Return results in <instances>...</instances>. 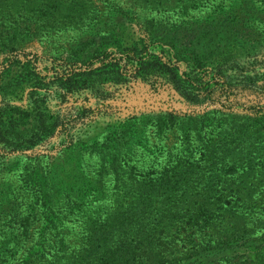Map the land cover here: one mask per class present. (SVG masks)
<instances>
[{
  "label": "trees",
  "instance_id": "trees-1",
  "mask_svg": "<svg viewBox=\"0 0 264 264\" xmlns=\"http://www.w3.org/2000/svg\"><path fill=\"white\" fill-rule=\"evenodd\" d=\"M57 1L59 0H53L57 6L61 1L68 4L64 7L67 13L65 15L67 24L72 25L75 20L86 19L88 10L75 9V0ZM162 1L168 0H145L158 5ZM48 2L51 0H0L1 18L9 19L8 21L12 23L11 29L7 25L3 29L7 32L13 29V33L16 34L17 32L14 31L20 29L18 25L21 21L30 22L35 18L36 10L29 9V5L38 3L43 6V3ZM258 2L257 5L264 12V0H258ZM174 3L175 6L196 9L200 7L201 0H174ZM56 5L49 13V23L54 21L55 13L60 14L57 10L61 7L57 8ZM41 13L43 14V10ZM123 13L125 14L124 11ZM19 15H22L21 21H18ZM226 18L223 15L220 26L227 22ZM128 21L130 23L116 22L114 29L107 31L99 38L97 35H92L94 36L92 40L77 43L86 49L88 57L107 51L114 53V57L109 56L107 60L96 57L98 61L94 57L83 63V71L76 74L64 71L67 69V63L63 65L58 63L57 68L49 70L44 61L35 59L34 66H31L27 64L29 61L26 57L18 59V55L15 54L20 46L3 43L4 37L0 39V49L8 48L0 57V169L5 167L3 163L6 157L12 154L10 151L22 152L25 144L26 147H30L40 143L39 148L47 153L69 149L81 154L84 150L85 152L93 150L101 155L102 163L98 174L111 175L114 188H124L126 192L135 191L136 202L132 207L129 205L126 209L120 210L117 218L111 221L92 218L85 224L86 241L89 242L85 250L88 248V256L99 260L97 263L91 262L92 264H157L163 259L165 261L160 262L161 264H215V261L218 263L222 260L228 264L234 263L233 260L237 256L223 253L235 246L237 241H241L242 236L234 231L232 233L223 231L220 236L209 232L199 233V241L192 242V246L185 255H176L169 259L164 254V258L162 257L159 252L167 247L165 240L167 234L162 220L169 215L174 205L167 202V191L181 189V183L189 186L194 179L201 184L207 175H201V170L195 166L194 161L182 159L171 168L165 169L156 181L137 182L134 181L133 175L123 178L121 174L125 169L121 161L125 157V152L119 139L107 137L111 141L106 139L102 143L95 142L91 140L92 138L84 139V136H88L96 127L100 109L95 110L91 105H85L80 97L83 91L85 92L83 99H86V95L94 97L103 106V100L107 99L103 94L111 97L114 95L116 89H111L112 84L127 83L129 86L132 82H136L135 85L142 82L149 84V88H153L156 93L166 88L182 101L190 105L198 104L205 109V112H208L212 106L214 111L223 110L226 122L221 124L223 126L220 132L225 133L224 136H230L240 152L263 151L264 147L257 148L254 145L255 142H251L252 137L249 134L251 131L248 127L264 123V47L262 45L260 50L262 71L257 70V66L253 65V68L248 67L249 72L246 75L239 76L234 73V70L238 71L244 65H251L248 61L249 57L244 54L243 59L239 60L240 57H236V51L233 53L232 50H228L226 54H223L224 48L230 39L237 45L243 41L244 47L247 43L250 45L253 38L245 39L241 32L240 39L237 40L236 29H233L230 35L226 33L225 36L217 37L215 33L208 31L212 27L208 20H202L198 24L197 19L193 22L186 20L180 25L174 24L167 27L161 21L151 19L145 21L149 24L147 30H144L148 33L149 43L139 46L144 33L141 32L139 22L135 23L138 18L132 16V19ZM233 22L231 21L232 24ZM195 23L196 27L193 31L195 34L190 35L186 32L180 36L178 26L187 25L188 28ZM140 33L141 39L138 38ZM186 37H188L187 40ZM215 41H218L219 45L213 47L211 43ZM203 44L206 46L204 53L208 56L218 52L215 65L211 61L207 62L206 57L199 53L198 46ZM73 51L82 50L74 49ZM237 51L241 50L237 49ZM22 53L29 55L24 53V50ZM118 70L121 72L128 70L129 73H119ZM115 75H118L117 79ZM106 79L111 80V85L103 84ZM55 97L60 99L52 105V99ZM172 112L164 115V119L158 120L159 130L163 129L167 120L177 116L176 111ZM243 116L246 117L245 121L237 120ZM195 119L193 113L187 112V118L182 122L180 131L185 142L191 139L192 130L196 138L201 140L202 127ZM23 120L26 121L23 122ZM189 120H192L191 124L188 123ZM185 126L188 127L185 128ZM202 142L203 155L211 158L210 164H213V159L219 155V151L224 153L229 147L227 142L223 143V139L215 143H211V140ZM245 143L250 150L244 148ZM33 161L36 164L37 160ZM33 165L26 163L21 172L22 182L25 185L21 186L22 194L30 195L29 204H22L18 201L20 195L13 196L11 193L7 194L6 203L3 204L4 200L0 201V264L16 258L18 251L15 250V246L25 242L38 213L41 216V227L36 233L35 241L20 259L21 264H56L58 262L57 254L54 253V259L49 254L47 247L50 246L47 241L49 232L53 231L59 237L56 240L59 250L64 251L66 247L59 231L63 221L56 208L58 204H63L64 200L68 202V196L56 197L53 187L48 184L43 168ZM215 179L217 178L209 177L202 187L213 185ZM152 192L156 193L155 198H152ZM122 195L121 192L118 194L117 201ZM175 213L173 210L171 215ZM174 222L170 223L174 224ZM126 224H128L127 228ZM261 226L264 229V221ZM109 229L111 233L108 232ZM261 239L264 243V230ZM99 249L102 251L99 252ZM208 252L212 253L208 254ZM75 253L77 252L72 250L69 255L73 256ZM217 253H221L218 259L214 261L210 258L211 256L215 258ZM255 258L261 260L260 257ZM249 262L255 261L250 259ZM66 264H86L85 257L82 255L79 258L77 254L75 263Z\"/></svg>",
  "mask_w": 264,
  "mask_h": 264
},
{
  "label": "rangeland",
  "instance_id": "rangeland-1",
  "mask_svg": "<svg viewBox=\"0 0 264 264\" xmlns=\"http://www.w3.org/2000/svg\"><path fill=\"white\" fill-rule=\"evenodd\" d=\"M75 1L76 5L72 4L75 5V9L88 10L86 19L83 21L75 20L72 25L65 22L67 13L64 7L68 4L64 1H61L58 6L53 3V0L43 3V6L38 3L31 4L28 8L36 10L35 18L30 22H22L20 18L22 15H19L18 21L21 23L18 25L20 29L14 31L17 32L16 34L13 33V29L11 32L3 29L5 25L11 29L12 23L8 21L9 19L3 20L0 15V39L4 37L3 43L20 46L15 54L18 55V59L26 57L29 62L25 63L31 66H34L35 59L44 61L49 70L57 68L58 63L61 65L67 63L68 70L64 71L76 74L83 71V63L94 59V57L106 60L109 56L114 57V53L111 51L88 57L86 49L77 43L92 40L94 37L92 35H97L98 38L103 36L107 31L114 29L116 22L130 23L128 19H132V16L138 18L135 23L139 22L141 32L144 33L143 40H139L141 41L139 46H142L144 43H149L148 33L144 31L147 30L149 24L145 22L146 20L161 21L167 27L174 24L180 25L186 20L193 22L197 19V24L202 20H208L212 25L208 31L215 33L217 37L225 36L226 33L230 35L233 29H236L237 40L240 39L242 33L245 39L253 38L252 43L250 45L247 43L244 47L243 41L237 45L234 40L230 39L224 48L223 54H226L228 50H232L233 53L236 51V57H240L239 60L243 59L244 54L249 57L248 61L251 65H244L238 71L234 70L236 75H246L249 72L248 69L253 68V65L257 66V70L262 71L260 50L262 45L264 47V12L257 5L259 4L258 0H201L200 7L196 9L175 6L174 0L162 1L159 5L145 2V0ZM55 5L57 8L61 7L57 10L60 14L55 13L54 21L49 23V13L52 12L51 9L55 8ZM223 15L227 17V22L220 26ZM231 21H234V24ZM132 23L134 22L132 21ZM178 27L180 36L186 32L193 35L196 23L188 28L187 25ZM140 35L142 34L140 33L138 38L141 39ZM146 36L147 39H145ZM185 39L187 40L188 37ZM211 45L215 47V45H219V42H212ZM74 49L82 51L75 52ZM205 49L204 44L198 46L201 56H205L207 62L211 61L215 65L218 52L208 56L204 53ZM237 49L241 51H237ZM7 50L8 48L0 49V57ZM22 50L29 55L23 54ZM35 55L36 58H34ZM96 61L98 60L96 59ZM118 72L129 73L128 70L122 72L118 70ZM118 75L114 77L117 79ZM110 81V79H106L103 84L111 85ZM135 83L132 82L129 86L127 83L112 84L111 89H116L114 95L111 97L103 94L104 97H107L106 100H103V106L94 97L86 95V99H83L85 92L81 91L80 99L82 98L85 105H91L95 110L100 109L96 127L88 136H84V139L92 138L91 140L98 143L109 138L119 139L125 152V157L121 161L125 169L121 174L123 178L133 175L134 181L137 182L140 180L156 181L165 169L171 168L182 159L194 161L195 166L201 170V175H207L201 184L194 179L189 186H184L181 183V189L167 191V202L174 205L169 215L162 220L167 234L165 239L167 247L159 253L163 258L165 254L169 259L176 255L183 256L192 246V242L199 241V233L209 232L212 235L220 236L223 231L228 233L234 231L239 232L242 238L241 241L236 242L235 246L223 252L237 256L233 260L234 263L229 264H264V243L261 239L264 230L261 226L264 221V149L252 153L240 152L230 136H224L225 133L220 132L221 126H223L221 124L226 122L223 110L214 111L212 106L208 112H205V109L199 107L198 104L190 105L186 101H182L181 98L172 95L166 88L156 93L153 88H149V84L138 82L135 85ZM59 99V97L52 99V105ZM107 103L108 105H106ZM172 111H176L177 116L167 120L163 129L159 130L158 120L164 119L163 116L173 113ZM187 112L193 113L196 117L195 121L199 122L198 125L202 127L200 141L196 138L193 130L188 142L182 138L180 128H182L183 120L187 118ZM245 119L246 117L243 116L237 120L245 121ZM25 121L23 120V122ZM191 121L189 120L188 123L191 124ZM248 129L251 131L249 133L252 137L251 142H255L254 145L257 148L264 147V123L249 125ZM220 139H223V143L227 142L229 147L224 153L219 151V155L213 159V164H210L211 158L203 155L202 141L211 140V143H215ZM39 145L40 143H35L26 147L25 144L22 152L10 151L12 154L8 155L3 163L5 167L0 169V201L4 200L3 204L6 203L8 201L7 194L11 193L13 196L20 195L18 201L22 204H29L30 195L22 194L21 186L25 185L22 182L21 172H23L26 163L41 166L48 178V184L55 191L54 195L56 197L68 196V202L64 200V203L58 204L56 208L63 221L59 231L66 247L64 251L59 250L56 241L59 237L53 231L47 233V241L50 243V246L47 247L50 256L52 255L51 258L54 259L57 254L58 262L56 264L75 263V256L79 254V258L82 255L85 257L86 264L97 263L98 259L88 256V248L85 250L87 243L89 244L86 241L85 224L92 218H99L101 221L107 219L111 221L117 218V213L120 210L126 209L129 205L132 207L136 202V192H126L124 188H114L111 175H99L102 158L93 150L86 152L84 150L82 154L69 149L47 153L42 151ZM244 148L250 150L246 143ZM31 159L37 160L36 164ZM209 177L217 179L213 185L203 188V184ZM96 179L98 182L95 181ZM196 184L197 187H195ZM120 192L121 195L123 192V195L117 201ZM151 196L155 198L156 193L152 192ZM173 210L176 213L171 215ZM40 218V213H38L25 242L15 246V250L18 251L16 258L9 259L5 264H21L20 259L35 241L36 233L41 227ZM170 222H174V224ZM125 227L127 228L128 224ZM108 232L111 233V230L109 229ZM72 250L77 253L70 256L69 253ZM98 251L101 252L102 249ZM211 253L208 252V254ZM219 254L221 253H217L215 258L209 257L215 261ZM255 257H260L261 260H257ZM250 259H254L255 262L250 263ZM164 261L163 259L160 262ZM160 262L158 261L157 264H161ZM215 264L228 263L222 260L218 263L215 261Z\"/></svg>",
  "mask_w": 264,
  "mask_h": 264
}]
</instances>
